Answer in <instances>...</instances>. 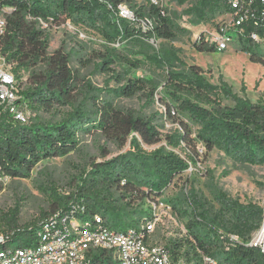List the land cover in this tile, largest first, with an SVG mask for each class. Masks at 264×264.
Segmentation results:
<instances>
[{
    "label": "trees",
    "instance_id": "1",
    "mask_svg": "<svg viewBox=\"0 0 264 264\" xmlns=\"http://www.w3.org/2000/svg\"><path fill=\"white\" fill-rule=\"evenodd\" d=\"M155 1L0 0V12L10 9L4 34L0 35V54L12 66L17 81L15 107L30 114L28 123L23 124L0 105V176L27 178L41 161L73 152L79 132L98 130L120 147L129 146L126 153L91 163L71 194L52 190L54 208L44 219L78 205L82 210H75L77 216L99 215L117 230L136 228L151 217L150 209L144 208L163 198L173 182L183 179L190 165L197 164L198 145L205 153L218 150L236 163L264 166V101L253 103L239 96L222 77L217 84L211 83L200 66L187 64L173 43L178 33L188 31L173 22L160 0ZM177 3L187 4L184 13L196 22L212 25L229 11L218 0ZM123 4L133 10L135 21L120 16ZM145 18L152 20L151 29L141 27L140 21ZM39 20L55 27L70 22L88 38L94 36L102 42L104 52L96 55L99 61L95 68L113 72L111 78L118 83L107 94L122 98L142 94L148 105L159 104L164 110L147 115L117 109L106 100L100 104L104 90L94 89L88 82L79 101L74 95L79 76L70 67L71 53L63 47L48 53V36ZM243 27L241 52L264 67L260 44L250 38L252 33L263 37L264 31L251 22ZM194 48L206 53L216 51L201 40L194 43ZM115 65L125 71H113ZM147 67L153 68L148 70V78L126 77L130 70ZM25 73H29L30 86L21 90ZM54 106L71 110L59 121H32L37 110ZM167 121L175 129L163 135L161 129ZM155 145L160 146L143 148ZM210 179L205 185L209 196L192 187L188 194L180 192L164 199L176 215L186 220L185 235L166 243L172 257L177 260L182 256L193 264H200L201 255L219 264H264L261 247L248 245L253 233L261 228L264 209L229 197ZM135 203L139 209L133 208ZM17 215L18 209L3 214L1 221L6 228L0 232L10 233L13 244L29 247L36 243L40 222L19 227ZM230 236L240 243L230 241ZM100 260L101 256L95 255L93 262L103 264Z\"/></svg>",
    "mask_w": 264,
    "mask_h": 264
},
{
    "label": "rangeland",
    "instance_id": "2",
    "mask_svg": "<svg viewBox=\"0 0 264 264\" xmlns=\"http://www.w3.org/2000/svg\"><path fill=\"white\" fill-rule=\"evenodd\" d=\"M134 1L138 4L145 2V0ZM160 4L176 25L188 31L178 33L177 42L173 43L180 49L179 55L187 64L200 66L211 83L217 84L222 77L239 96L253 103L258 100L264 101V67L261 64L252 63L248 55L241 52L239 45L225 52L197 51L194 43L199 41L202 35L211 33L212 23L196 22L191 16L185 15L184 10L188 5H179L177 0H160ZM122 7L133 11L127 4H123ZM217 20L219 21V18ZM46 34L49 41L48 53L51 54L61 47L65 52L71 53L70 67L79 76L78 89L74 92L75 98L79 101L86 92L84 85L88 82L94 89L104 90L100 104L106 100L112 102L117 109L133 110L147 115L164 110L159 104L148 105L142 94L132 98H122L106 93L109 89H116L118 83L111 78L113 72H103L95 68L99 61L96 55L104 52V45L94 36L93 39L87 36L80 38L64 28L51 29L46 31ZM260 53L264 56V45L260 47ZM111 69L120 73L125 71L119 65L112 66ZM148 70L153 71V68L130 70L126 77L148 78L151 76ZM29 86V73H25L21 90ZM160 91L161 87L158 88V92ZM70 110L68 106L40 109L34 114L32 121H59ZM163 125L161 129L163 135L175 129L168 121ZM158 146L160 145L143 146V148L150 150ZM197 149L200 155L197 164L190 165L189 169L192 171L187 172L183 179L175 180L162 199L177 196L180 192L188 194L192 187L208 195L205 185L210 182V178H213V182L229 197L238 199L243 204H257L264 209V166L233 162L218 150L205 153L201 145H198ZM128 150V144L120 147L100 131L92 129L86 133H78V144L73 152L63 157L41 161L31 170L27 178L3 177L0 181V229L6 228L1 221L2 215L14 209H18L19 227L38 225L43 217L52 213L54 208L52 190H56L61 195L71 194L80 176L89 171L91 163L103 162ZM137 205L138 203H135L133 208L139 209L136 208ZM144 209L150 208L146 206ZM185 222L186 220H182L173 211L166 210L161 214V222L155 226L152 242L166 244L172 239L184 236L185 232L182 229L185 227ZM257 233L258 231L253 233L251 242H258L264 246V239Z\"/></svg>",
    "mask_w": 264,
    "mask_h": 264
},
{
    "label": "built area",
    "instance_id": "3",
    "mask_svg": "<svg viewBox=\"0 0 264 264\" xmlns=\"http://www.w3.org/2000/svg\"><path fill=\"white\" fill-rule=\"evenodd\" d=\"M151 1L156 3L155 0ZM218 1L227 6L229 11L218 16L212 25L211 33L202 35L199 40L214 47L218 52H225L239 45L245 31L244 24L251 22L257 29L264 31V0ZM9 13V8L0 12V35L4 34L6 15ZM120 16L135 21L134 12L126 8L120 7ZM38 24L45 32L64 28L80 38L86 36L70 22L60 27L42 20H39ZM152 24V20L148 18L140 21L144 30L151 29ZM250 38L260 44V47L264 45V36L252 33ZM16 92L17 81L12 66L7 64L4 56L0 54V105H4L16 120L27 124L30 114L16 109ZM189 168L187 172L192 171ZM3 177L5 176H0V181ZM78 209L80 207L76 205L67 213H56L42 220L36 231V243L29 247L13 244L9 241L10 233L0 232V264H94L95 255L101 256L100 261L103 264H193L187 263L182 256L175 260L166 244L152 242L155 226L161 222V214L168 209L173 211L162 198L151 202V217L148 220L141 222L136 228L129 227L124 230L111 228L99 215L77 216L75 210ZM183 228L186 233L185 227ZM229 239L240 243L235 236H230ZM248 245L260 246L264 252V246L258 242H250ZM200 264L219 263L208 255H201Z\"/></svg>",
    "mask_w": 264,
    "mask_h": 264
},
{
    "label": "bare ground",
    "instance_id": "4",
    "mask_svg": "<svg viewBox=\"0 0 264 264\" xmlns=\"http://www.w3.org/2000/svg\"><path fill=\"white\" fill-rule=\"evenodd\" d=\"M257 235H258L260 238L264 239V220H263V223H262V225H261V228L258 230ZM262 239H261V240H262Z\"/></svg>",
    "mask_w": 264,
    "mask_h": 264
}]
</instances>
